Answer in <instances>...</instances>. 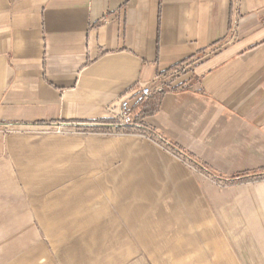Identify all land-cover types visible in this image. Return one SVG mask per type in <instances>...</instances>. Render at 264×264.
<instances>
[{
	"label": "crops",
	"instance_id": "crops-1",
	"mask_svg": "<svg viewBox=\"0 0 264 264\" xmlns=\"http://www.w3.org/2000/svg\"><path fill=\"white\" fill-rule=\"evenodd\" d=\"M126 97L158 105L130 132L111 125ZM161 140L224 176L264 165V0H0V264H156L207 241L224 188Z\"/></svg>",
	"mask_w": 264,
	"mask_h": 264
},
{
	"label": "rangeland",
	"instance_id": "rangeland-1",
	"mask_svg": "<svg viewBox=\"0 0 264 264\" xmlns=\"http://www.w3.org/2000/svg\"><path fill=\"white\" fill-rule=\"evenodd\" d=\"M142 97L147 96L142 95ZM126 99L129 98L126 97ZM131 106V110L133 111L134 116V123L132 125L122 123L120 120L115 119V115L117 114L118 110L113 115L114 122H111L113 123L111 125L115 126L114 123H117L118 127L128 125L130 126V130L143 127V125L136 119V110L134 109V106ZM102 127L108 126L103 125ZM81 129H83L85 132H109V129L97 130L93 129L92 126H86ZM119 130L122 132H126L122 129ZM148 134L151 137L158 138L152 133V131L149 132L148 130ZM161 141L168 148L173 150V144L164 142L163 140ZM177 153L180 154L179 152ZM185 160L188 166L192 168V170L203 176H208V178L217 183L218 186L224 188L222 190L224 194H221L222 197H220V199L227 198L229 200L224 207H210V215H212V217L208 218L209 238L207 239V241H201L200 239L195 240L194 238L193 240H190V243H188H193L192 249L188 248V252L177 256H161L160 262L158 261L156 262V264L263 263L264 260L262 258V254L256 255L254 253H251L254 248L259 250V248H257V245H255V238L252 236L251 231L256 229L260 231L264 229V178L243 183H225L224 181L219 179L220 174L212 173L210 167H208L203 162L202 163L205 165V168H201L200 166H198V164L191 162L187 158H185ZM198 162L201 161L198 160ZM207 170H210V172ZM222 176L227 177L224 175ZM211 193L212 191H210V196ZM196 234H198V237H200L199 234H201V232L196 229V231L194 232V236H196ZM256 240L257 242L264 241V239L258 238H256ZM180 242L184 243V240H181ZM206 245L208 247H206ZM260 248L264 249V245L260 246ZM145 259L146 261L144 262V264H155V262L148 261L147 256L145 257Z\"/></svg>",
	"mask_w": 264,
	"mask_h": 264
},
{
	"label": "trees",
	"instance_id": "trees-1",
	"mask_svg": "<svg viewBox=\"0 0 264 264\" xmlns=\"http://www.w3.org/2000/svg\"><path fill=\"white\" fill-rule=\"evenodd\" d=\"M181 63V62H180ZM180 63H178L177 65H179ZM142 100V97L138 99ZM158 110V105L157 102L155 103H149V104H143V106H141V115L140 113H135L136 114V119H141L142 117H145L147 115L153 114L154 112H156ZM102 123H107V122H111L108 120H103L101 121ZM93 129H110L108 127H102L101 125H93L92 126ZM125 130L126 132L130 131V126L125 125L122 127L117 128ZM172 149L176 152H179L181 155H183L185 158L189 159L191 162H194L196 164H198V166H200L201 168H205V165L202 162H198V160L185 148L178 146L177 144H173L172 145ZM210 172V170H207ZM264 178V165L256 168V169H252V170H244V171H240V172H236L232 175H228L227 177H223L222 175H220V180L224 181L225 183H243V182H247V181H252V180H259Z\"/></svg>",
	"mask_w": 264,
	"mask_h": 264
},
{
	"label": "built area",
	"instance_id": "built-area-1",
	"mask_svg": "<svg viewBox=\"0 0 264 264\" xmlns=\"http://www.w3.org/2000/svg\"><path fill=\"white\" fill-rule=\"evenodd\" d=\"M159 87V86H158ZM160 90V88H158V91ZM141 94L144 96H149L152 94V84H148L146 86H144L141 89ZM131 104L129 102V99H122L119 102V109L117 114L115 115V119L116 120H120L122 123L125 124H133L134 123V119H133V111L131 110Z\"/></svg>",
	"mask_w": 264,
	"mask_h": 264
}]
</instances>
